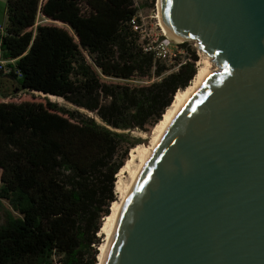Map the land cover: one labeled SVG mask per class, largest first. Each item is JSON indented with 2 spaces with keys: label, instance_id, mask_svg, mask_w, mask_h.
Segmentation results:
<instances>
[{
  "label": "trees",
  "instance_id": "obj_1",
  "mask_svg": "<svg viewBox=\"0 0 264 264\" xmlns=\"http://www.w3.org/2000/svg\"><path fill=\"white\" fill-rule=\"evenodd\" d=\"M141 9L135 0L8 1L7 78L13 93L40 96L0 102V264H98L117 176L141 144L130 132L155 129L199 70L189 43L171 73L145 51Z\"/></svg>",
  "mask_w": 264,
  "mask_h": 264
},
{
  "label": "water",
  "instance_id": "obj_2",
  "mask_svg": "<svg viewBox=\"0 0 264 264\" xmlns=\"http://www.w3.org/2000/svg\"><path fill=\"white\" fill-rule=\"evenodd\" d=\"M161 12L218 70L159 138L105 264H264V0H161Z\"/></svg>",
  "mask_w": 264,
  "mask_h": 264
},
{
  "label": "bare ground",
  "instance_id": "obj_3",
  "mask_svg": "<svg viewBox=\"0 0 264 264\" xmlns=\"http://www.w3.org/2000/svg\"><path fill=\"white\" fill-rule=\"evenodd\" d=\"M157 8H158V19L160 22V26L163 30V33L168 37L169 41L176 43V44H181L180 42L173 41L168 35L164 27V23L162 19V12H161V0H157ZM212 61L213 60L211 58L203 54V58L201 59L198 65L199 70H198V74L195 80L192 82L191 86L187 90L181 91L177 94L173 105L167 110L166 114L163 117V120L155 127L154 133H153V139L150 143V146L148 147L139 146L132 150L130 159L128 160V162L126 163L124 168L121 170L120 174L118 175L119 178H121V177H124V175L128 173L130 176V182L127 184H124L121 181V182H118L116 185V194L118 195L119 199L117 202H115L112 205L111 215L106 217L103 222L100 235L104 237V242L99 248L98 264H105V260H106V256L108 253L111 240H112V236H113L116 224L118 222V219L123 210V207L125 205V202L140 172L142 171L145 163L147 162L150 154L152 153L154 147L156 146L165 128L167 127V125L169 124V122L171 121L175 113L177 112V110L186 100V98L191 94V92L195 89V87L199 84V82L205 76V74L208 72L211 73V72L218 70V67L215 66V64H213ZM215 67H217V70Z\"/></svg>",
  "mask_w": 264,
  "mask_h": 264
},
{
  "label": "rangeland",
  "instance_id": "obj_4",
  "mask_svg": "<svg viewBox=\"0 0 264 264\" xmlns=\"http://www.w3.org/2000/svg\"><path fill=\"white\" fill-rule=\"evenodd\" d=\"M8 1L9 0H0V25H3L6 22V19H7L6 18V11H7V6H8ZM152 1L153 0H135L136 6L139 8H142L141 12H140V18L142 19V26L140 28L141 34L143 36V40H147L150 45L156 44V42H158L159 38L164 37V33H163V30L160 26V22L158 19L157 0H155L154 9L151 7H146L145 9H143L144 6H150V3ZM40 24L57 25L59 27L67 28L66 26H64L62 24H56V23H52V22L44 21V20L43 21L40 20ZM189 44L192 45L193 47H196L195 42H189ZM178 45L179 44H175L174 46H172L173 58L170 61H168V63H167L168 66L170 68H172L170 73L177 71L179 68V65L177 62L179 54H183V56L186 55V53L184 51L179 49ZM198 54L200 56V61H201V59L203 58V54L200 52ZM184 60H182V61H184ZM198 65H199V63H198ZM198 65H197V67L199 69ZM215 68L217 70V67H215ZM155 81H157V80H154L152 82L140 81V80H133L130 82H123V81L120 82V81H115V80H108V82H115V83H121V84L128 83L131 85H149ZM16 89H18V86H17L15 81H13L9 78L8 79L7 78H1L0 79V102L21 103V102L30 100L33 96H40L39 94H32L30 92H24V91L23 92L21 91V92L15 94L13 92ZM7 96H9V97L7 98ZM53 100H54V102L58 103L60 106L66 107L70 110H77L76 107L66 103L62 99L53 98ZM80 111L82 113L88 114V112H86L84 110H80ZM89 115H91V114H89ZM153 133H154V128L151 129L149 132H141V131L136 130V131L130 132V135L132 138H135L136 140L141 141V144L139 146L142 145L143 147H148V146H150V143L153 139ZM131 153H132V151L130 152L129 159L131 157ZM121 181L124 184L129 183L130 182L129 174L127 173L124 175V177H121V178H119V176H117V183L121 182ZM117 183H116V185H117ZM118 199H119V197H118ZM0 214H1V212H0ZM99 237H101L102 244H103L104 237L100 234H99Z\"/></svg>",
  "mask_w": 264,
  "mask_h": 264
},
{
  "label": "built area",
  "instance_id": "obj_5",
  "mask_svg": "<svg viewBox=\"0 0 264 264\" xmlns=\"http://www.w3.org/2000/svg\"><path fill=\"white\" fill-rule=\"evenodd\" d=\"M133 24L136 25V19L133 20ZM136 29H140V26H136ZM5 35V26L0 25V76H9L12 73V69L9 67V64L12 62L5 61L3 59L2 51V38ZM176 43L169 41L168 37L164 34V37L158 39V42L154 45L149 43L145 46V51L153 52L156 59L162 60L165 62L170 61L173 58L172 46Z\"/></svg>",
  "mask_w": 264,
  "mask_h": 264
},
{
  "label": "crops",
  "instance_id": "obj_6",
  "mask_svg": "<svg viewBox=\"0 0 264 264\" xmlns=\"http://www.w3.org/2000/svg\"><path fill=\"white\" fill-rule=\"evenodd\" d=\"M3 78H7V76H2ZM8 79V78H7Z\"/></svg>",
  "mask_w": 264,
  "mask_h": 264
}]
</instances>
